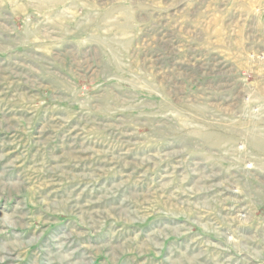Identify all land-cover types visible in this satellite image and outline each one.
<instances>
[{
    "label": "rangeland",
    "instance_id": "1",
    "mask_svg": "<svg viewBox=\"0 0 264 264\" xmlns=\"http://www.w3.org/2000/svg\"><path fill=\"white\" fill-rule=\"evenodd\" d=\"M0 264H264V0H0Z\"/></svg>",
    "mask_w": 264,
    "mask_h": 264
}]
</instances>
